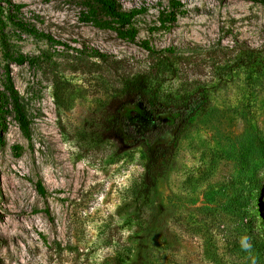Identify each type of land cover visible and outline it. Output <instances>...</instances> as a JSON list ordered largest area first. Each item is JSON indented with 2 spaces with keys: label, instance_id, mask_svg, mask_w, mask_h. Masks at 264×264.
Returning a JSON list of instances; mask_svg holds the SVG:
<instances>
[{
  "label": "rangeland",
  "instance_id": "1",
  "mask_svg": "<svg viewBox=\"0 0 264 264\" xmlns=\"http://www.w3.org/2000/svg\"><path fill=\"white\" fill-rule=\"evenodd\" d=\"M10 1L52 40L9 24L21 65L0 45L30 125L0 129V264H264V0H174L167 28L170 0H117L135 42L82 21L85 0ZM137 75L196 101L151 143L126 140Z\"/></svg>",
  "mask_w": 264,
  "mask_h": 264
},
{
  "label": "trees",
  "instance_id": "2",
  "mask_svg": "<svg viewBox=\"0 0 264 264\" xmlns=\"http://www.w3.org/2000/svg\"><path fill=\"white\" fill-rule=\"evenodd\" d=\"M85 10L82 13V21L91 22L99 28L111 29L116 35L129 42H135L137 37V27L134 20L138 10L123 9L117 0H85ZM178 1L170 0L172 11L164 15L160 20L162 27L167 28L174 21V10L181 8ZM21 6L10 0H0V45L3 49V57L11 60L15 64L21 65L25 62L33 63V59L22 54L11 53L8 47V36L5 29L9 24L14 25L19 30L34 37H44L47 40L52 38L39 31L32 23H24L18 19L16 13ZM142 45L148 49V43L143 41ZM151 83L147 76L137 75L125 81L122 93L125 102L138 108V114L133 119L136 129L132 134L126 136V140L132 143L139 142L144 138L147 142H153L157 137L166 134L179 118H183L192 109L196 102L193 96L167 102L152 95ZM7 117H11L17 124L18 129L25 138H30V125L26 113L23 109L19 93L14 86L8 65L4 66L1 89H0V129H5ZM175 121V122H174ZM139 125V126H138ZM1 142V137H0ZM19 150L18 146L13 147ZM158 180L146 179L141 188L134 191V198L148 200L152 189L156 187ZM40 193H44L43 188L38 184Z\"/></svg>",
  "mask_w": 264,
  "mask_h": 264
},
{
  "label": "clouds",
  "instance_id": "3",
  "mask_svg": "<svg viewBox=\"0 0 264 264\" xmlns=\"http://www.w3.org/2000/svg\"><path fill=\"white\" fill-rule=\"evenodd\" d=\"M241 247L244 251H251L252 249V244L250 243V238L247 236L241 237ZM252 264H256L255 258H252Z\"/></svg>",
  "mask_w": 264,
  "mask_h": 264
}]
</instances>
